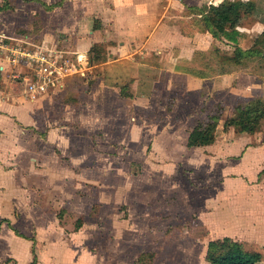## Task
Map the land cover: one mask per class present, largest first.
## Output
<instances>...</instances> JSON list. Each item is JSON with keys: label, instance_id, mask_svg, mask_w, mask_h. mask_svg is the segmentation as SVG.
<instances>
[{"label": "crops", "instance_id": "crops-1", "mask_svg": "<svg viewBox=\"0 0 264 264\" xmlns=\"http://www.w3.org/2000/svg\"><path fill=\"white\" fill-rule=\"evenodd\" d=\"M258 1L264 2L7 0L9 9L0 12L1 34L10 36L9 29L19 28L16 39L25 35L30 44L82 54L93 67L87 78H69L62 88L35 102L0 100V264H64L60 260L62 255L67 258L65 264H81L78 259L83 258L91 260L92 264L100 261L136 264V256L145 251L138 245L121 249L118 241L124 232L120 224H112V231L106 234L107 238L111 236V241L105 244L97 243L100 237L95 232L86 233L85 220L76 232L64 234L58 213H52L56 211L58 195L67 192L68 186L64 183L69 179L87 184L81 191H93L94 184L88 179L105 176V171L94 172V165L102 162L97 168L102 170L105 163L111 161L110 149L115 146L134 145L144 150V154H136L130 161L138 162L139 167L134 163L136 169L132 172L136 177L143 176L150 169L149 165L168 171L162 173L165 176L171 174L169 167L155 163L173 160L168 153L162 155L155 151L162 141L174 146L182 142V156H178L181 162L192 160L191 152L194 157L200 156L202 162L218 155H213L214 151L210 152L211 156L204 152L215 146L214 139L201 148H188L187 143L198 123L207 122L218 114L210 115L219 103L209 104L212 101L209 98L218 93L217 87L211 89V94L209 88L222 80L223 46L235 45L202 31L201 17L190 10L198 9L206 14L209 7L240 2L244 17L236 29V39L237 46L243 50L251 45L248 40L246 47L240 46L245 38L251 39L254 34L257 37L264 31V20L250 12L253 11L251 4L244 5ZM3 3L4 0H0V7ZM12 16L21 18L16 25L5 27L3 20ZM207 49L214 50L211 57L205 52ZM2 66L1 77L6 84L11 67ZM217 69H220L218 75ZM19 71L24 72V69ZM209 106H212L210 110ZM176 109L183 113L176 117ZM204 114H208L206 121L197 119ZM218 118L216 128L221 124ZM260 126L264 129V121ZM226 135L234 136V129L227 128ZM256 138L248 144L245 156L252 153L264 159V137ZM148 149H151L149 156ZM63 163L68 172L65 176ZM79 188L75 186L74 190ZM140 188L142 191L143 187ZM119 189L113 196L118 199L116 204L129 205L120 200L128 192ZM103 192H98L96 197L102 209L112 203ZM259 207L263 209L264 205ZM58 208L63 207L60 204ZM134 232L128 235L136 237ZM24 255L26 262L21 261ZM261 259L264 262V253Z\"/></svg>", "mask_w": 264, "mask_h": 264}, {"label": "rangeland", "instance_id": "rangeland-1", "mask_svg": "<svg viewBox=\"0 0 264 264\" xmlns=\"http://www.w3.org/2000/svg\"><path fill=\"white\" fill-rule=\"evenodd\" d=\"M247 4H251L253 11L250 12L254 13L255 18L264 20L263 1L253 4L252 2L244 3V5ZM19 18L12 16L3 20L2 24L5 27H11L16 25ZM17 29L19 28L9 29L10 38H17L16 35L19 34L16 32ZM251 37L242 41L240 46L244 47L248 45V40L251 42L250 47L243 49L244 51L249 50L257 39L255 34ZM223 47L222 58L232 57L236 47L228 45ZM213 51L207 49L205 52L211 57V54H214ZM208 61L212 62L209 58ZM259 61V58H255L245 60L238 66L223 65L221 66L222 80L214 88L208 86L210 94L213 93L211 89L217 87V96L209 98L210 101L212 100L209 104H219L214 106L210 115L218 113L221 124L213 133L215 146L203 151L208 155L214 151L213 155L218 154L216 156L219 157L222 155L223 158L213 156L214 158L202 162L204 160H200V156L194 157L191 152L192 160L181 162L178 156H182V142L174 146L162 141L156 146L155 151L162 155L168 153L173 160L155 163L159 167H169L171 174L165 176L162 173H168V171H161L163 168H154L149 165L150 169L143 176L136 177L132 172L135 171L136 164L139 167L138 162L130 161L136 154H144V150L134 145L115 146L110 149L111 161L108 164L105 163L102 170L97 169L101 167L102 162L94 165L96 169L94 172L105 171V176L99 175L88 179L94 184L93 191H81L87 186L81 181L76 183L69 179L66 181L67 184L64 183L65 187L68 186V190L58 195L56 211H52V213H58L57 218L60 220L59 225L64 234H73L85 220L86 233L95 232L100 237L97 243L105 244L108 240L111 241V236L107 238L106 234L108 230L112 231V224H120L124 235L118 244L121 245V249L122 246L126 249L127 246L130 248L132 245H138L141 251H145L136 253L138 254L136 259L144 256L142 264H208L205 261L207 244L223 238L237 241L247 251L253 252L251 250L253 249L262 255L264 253V223L262 224L264 207L262 209L259 206L264 205V177L260 176L264 175L261 174L264 159L252 153L247 156L245 154L248 144L253 143V138L257 137V140L264 137V129L260 126L255 132L257 136L255 133L238 135L235 132L234 136L226 135L227 122L237 117L233 110L236 99L258 96L264 99V70L260 69ZM219 70L217 69V75ZM211 73L207 72V74ZM6 80L5 84L1 77L0 96L3 97L4 102L10 103L9 97L18 93V86L8 76ZM74 85L77 86V84ZM211 107L209 106L208 109L210 110ZM174 111L176 117L183 113L177 109ZM221 111L223 112L220 113ZM205 115H199L197 119L206 121L208 114ZM111 132L114 130L111 129ZM176 132L182 133V131ZM178 139L180 141V137ZM217 145L221 148H217ZM150 152L151 149H148L147 156ZM65 167L66 164L63 163L64 176L68 173ZM75 186L80 187L78 191L74 190ZM140 187H143L142 191H139ZM118 188L128 192L127 195H123L124 199L120 200L127 201L129 205L124 206L121 202L116 204L115 200L118 199H114L113 196ZM254 189H261V191H254ZM102 191H104L102 194L109 195V202H112L104 209L96 202L97 193ZM60 204L63 208H58ZM257 223L261 225H256ZM100 232L102 233L99 234ZM130 232L136 233V237L128 235ZM252 246L254 248H251ZM95 248L98 249L97 246ZM68 250L71 251V249ZM60 260L64 264L67 262L64 255ZM21 261H27L26 255L21 258ZM78 262L92 264L91 260L84 258L78 259ZM96 264H105V262L100 261ZM260 264H264L262 259Z\"/></svg>", "mask_w": 264, "mask_h": 264}, {"label": "trees", "instance_id": "trees-1", "mask_svg": "<svg viewBox=\"0 0 264 264\" xmlns=\"http://www.w3.org/2000/svg\"><path fill=\"white\" fill-rule=\"evenodd\" d=\"M8 9L9 3L4 0L0 12ZM194 10L201 17L199 22L202 31L210 33L213 37H222L235 45L236 48H234L232 57L221 58L222 65L238 66L245 60L259 58L258 65L260 69L264 70V33L257 37L252 47L247 51L237 46L238 40L236 37L238 33L236 29L241 25L244 17L240 2H225L217 7H209L206 14L198 9H192L191 11L194 12ZM214 25L215 30L219 33L213 30ZM233 110L237 117L230 119L226 127L234 129L236 134H254L264 121V99L261 97L236 99ZM218 122L219 118L217 116H211L207 122L198 123L190 132L187 147L201 148L209 145L212 142L213 133ZM261 174H264V169ZM13 231L17 236H21L16 230L13 229ZM143 257L139 256L136 264H142ZM205 261L208 264H259L261 255L247 251L237 241L223 238L207 244Z\"/></svg>", "mask_w": 264, "mask_h": 264}, {"label": "built area", "instance_id": "built-area-1", "mask_svg": "<svg viewBox=\"0 0 264 264\" xmlns=\"http://www.w3.org/2000/svg\"><path fill=\"white\" fill-rule=\"evenodd\" d=\"M4 64L11 67L7 76L18 86V93L9 97L11 102H35L62 88L69 78H87L93 67L89 58L82 54L30 44L26 37L12 39L0 33L1 69Z\"/></svg>", "mask_w": 264, "mask_h": 264}]
</instances>
